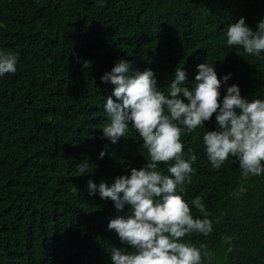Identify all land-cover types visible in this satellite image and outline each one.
<instances>
[{
  "label": "trees",
  "instance_id": "obj_1",
  "mask_svg": "<svg viewBox=\"0 0 264 264\" xmlns=\"http://www.w3.org/2000/svg\"><path fill=\"white\" fill-rule=\"evenodd\" d=\"M241 18L257 31L264 0H0V50L18 57L17 71L0 76V264H112L113 248L131 251L108 228L131 206L118 211L85 185L111 186L148 159L131 125L115 144L103 138L115 86L101 77L126 60L129 74L154 72L167 95L178 67L192 90L198 66L209 63L226 89L264 99V53L226 43ZM215 117L181 137L185 157L189 149L198 157L181 195L194 219L199 197L213 221L208 236L182 242L206 245L203 264H264V174L242 176L231 156L213 168L202 137L218 130ZM85 159L92 166L78 176ZM167 167L159 166L170 175Z\"/></svg>",
  "mask_w": 264,
  "mask_h": 264
},
{
  "label": "clouds",
  "instance_id": "obj_2",
  "mask_svg": "<svg viewBox=\"0 0 264 264\" xmlns=\"http://www.w3.org/2000/svg\"><path fill=\"white\" fill-rule=\"evenodd\" d=\"M226 43L259 58L264 53V20L255 32L244 18L229 24ZM17 60L10 50H0V76L14 74ZM89 66L84 64L85 68ZM129 72L130 63L120 60L101 77L103 83L115 86L104 104L108 121L102 128L103 138L115 144L125 137L131 125L143 141L142 148L147 150V163L139 170L131 168L130 176L117 177L111 186L104 182L97 186L93 178L85 184L90 195L98 191L102 199L114 202L118 211L131 206V214L117 216L108 224L122 244L131 248H113L112 264H203L208 253L201 249L206 245L197 248L182 241L192 233L208 236L213 231V221L199 197L191 203L202 218L194 219L181 195L185 184H191L195 173L192 165L198 159L193 149L185 157L181 137L204 128L205 122L216 114L218 130H207L202 137L213 168L220 169L231 156L239 162L242 176L264 174V99L242 98L237 85L226 89L209 63L198 66L192 90L183 86L186 72L178 67L167 95L158 89L151 70ZM229 79L225 76L224 83ZM105 155L102 151L100 159ZM161 164L168 165L170 175L162 173ZM91 166L87 159L77 164V175L84 176Z\"/></svg>",
  "mask_w": 264,
  "mask_h": 264
}]
</instances>
